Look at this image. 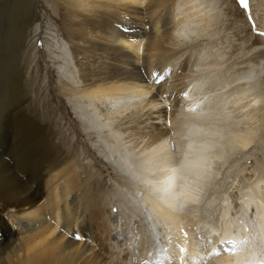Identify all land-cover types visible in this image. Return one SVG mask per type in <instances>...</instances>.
<instances>
[{
	"label": "bare ground",
	"instance_id": "6f19581e",
	"mask_svg": "<svg viewBox=\"0 0 264 264\" xmlns=\"http://www.w3.org/2000/svg\"><path fill=\"white\" fill-rule=\"evenodd\" d=\"M37 1L0 0V264H252L260 260L258 251L264 249V164L258 165L262 172L254 174L256 179L246 187L249 191L239 192L238 200L234 197L236 204L221 189L224 180L236 175L227 170L232 166H226L231 160L236 164L238 156L247 150L264 148L253 147L257 136L263 140L258 132L264 134V88L259 82L264 62L252 66L254 76L241 75L228 83H221L220 79L215 82L219 87H215L214 82L205 84L198 78L218 71L221 56L211 57L205 48L197 47L202 45L197 41L201 36L190 15L176 20L181 0H51L77 75L75 85L61 81V95L86 98L96 104L105 99L129 98L134 103L135 99L138 102L145 98L142 108L136 106L130 112L142 118L132 128L136 137L149 135L148 148L156 158L162 153L172 156L173 147L179 148L176 160L171 163V159L162 175L141 177L142 186L131 195L127 193L130 199L116 193L114 197L103 191L105 183L98 172L80 174L78 149L64 147L50 115L41 113L35 103L39 94L35 93V86L39 82L31 69L40 55L37 57L33 40L42 27L36 13ZM172 2L174 23L168 15ZM209 9L202 16L204 26L216 23L220 17L211 14L213 7ZM250 13L264 29L254 8ZM54 19L58 20L55 16ZM50 36L48 30L43 49L48 53L58 47L61 51L63 45L53 39L51 42ZM183 46L196 51L192 60L195 65L189 75L179 79L186 88L178 109H170L168 120L164 109L156 108L161 91L167 89L162 90L158 81L161 85L154 92L155 86L150 87L149 83H154V69L179 63L182 51L188 49L182 50ZM260 50L264 47L254 46L251 52ZM56 58L53 61L58 63ZM186 77L192 78L189 84L183 82ZM242 79H246L249 89L255 87L254 93L245 95V90L236 85ZM233 82L234 89L238 87L236 95L229 94L233 98L227 102ZM252 95L253 99L242 103ZM252 102L249 114L240 115L247 109L242 108ZM76 112L75 118L84 125L85 135L90 136V125H86L83 114ZM258 114L260 122L249 125L247 121ZM245 116L247 124L241 128V120L236 119L241 117L243 122ZM184 127L186 131L182 132ZM217 147L220 150H214ZM138 162L142 168V160ZM132 165L128 158L117 162L115 168L123 172L120 177L127 173L131 180L132 174H141L135 171V175ZM241 170L240 167L239 173ZM239 178L233 179L230 189ZM218 193V198L212 196ZM216 201L222 206L214 222L211 218ZM154 204L170 216V222L158 216ZM203 205L211 211L209 215L204 213ZM113 210L119 213L113 214ZM116 216L125 222L121 223L122 237L117 234ZM255 229L262 233L260 243ZM91 239L97 248H90L87 242ZM245 241L248 243H242Z\"/></svg>",
	"mask_w": 264,
	"mask_h": 264
},
{
	"label": "rangeland",
	"instance_id": "374dc122",
	"mask_svg": "<svg viewBox=\"0 0 264 264\" xmlns=\"http://www.w3.org/2000/svg\"><path fill=\"white\" fill-rule=\"evenodd\" d=\"M50 1L51 0H41V1L39 0L35 4V6H37L36 7V13L40 17L39 22L41 23V26H42L37 31V33H40V34L38 35V37L36 35L35 39L33 40V47L36 48L35 50L37 51V53H36L37 57L40 55L39 56L40 59L36 61L37 65L35 63V65L31 69V74L35 75L37 78V81L39 82L35 86V93H39L38 98L35 101V103L39 107L41 113H43L44 115H47V117H49V115H50L49 118H50V121L52 122V126L58 130V135L61 136L60 140L64 144V147L67 150L68 149L69 150H77L78 149L77 158L79 160V164L81 167L80 174H85L86 171L89 172L91 170H94L95 172L99 173L100 178L105 183V187H104L103 191L110 192L111 193L110 195L114 196V197H115V195H121L124 198L130 199L129 196L131 195V193H133V191H136L137 189H139V187L142 186L141 177H143V176H146V177L147 176L148 177H154L155 176L156 177L159 174L162 175L163 174L162 171L167 168V166L170 164L169 162H171V159H172L171 163H173L176 160L175 157L178 156L177 151L179 148L177 147V150H175L176 146L173 147L174 150L172 152V156L170 153H162L161 155H158V157L156 158L151 153L152 152L151 149L148 148V144H149L150 140L149 141H147V140L149 139V135L146 138L136 137V135L134 134L135 133L134 129H132V128L135 126H138L137 121L139 119H142V118H140L139 114L134 113V112L130 113V112L133 111V109L136 106L137 107L139 106L140 108H142V106L145 104V101H146L145 98H142V100L138 99L139 100L138 102L136 101L137 99H135L134 103L133 102L130 103L129 98H124V101L123 100L115 101L112 99H105V100L99 102L98 104H96L94 102H90L86 98H80L79 99V97H76V96L74 97L73 95H71L70 97L64 98L61 95V91H62L61 90L62 89L61 81H65L67 83L69 82L70 85H72V84L75 85V83L77 81V75L74 72L75 71L73 68L74 64L71 63V54H70L69 47H68L69 45L66 41V38L63 35V32L61 31L62 24H61V21H59L60 17L58 16L57 13L55 15L54 12L56 9H54V7L50 3ZM201 1H202V3L203 2H205V3L202 5ZM43 3H45L46 6H49L48 8L50 11L45 9L46 6ZM181 3H180V7H178V10H177L178 13L176 12L178 14L177 15L178 17L176 18V20H179L180 17H181V19H183L186 15H190L191 19H193L192 21L194 22V25L196 26V28L199 31V34L201 36L199 38V40H197V41H198V43H200L202 45L197 46V47L205 48L207 54H209V56H211V57L214 54H219L221 56V59L222 60L224 59L223 61L221 60L222 65L218 71H216L214 73L212 72L213 74L211 72H209V73L206 72V75L204 77L202 76V78L201 77L198 78L199 80H203V82L205 84H207L209 82H214L213 84L215 85V87H217L219 85L217 83L221 82L220 79L223 80L221 83H224V82L228 83V81L229 82L234 81V79L236 77H242L244 75L247 76L250 74L252 76L255 75L254 74L255 72L251 73V71H254V68H252V66L254 64L259 63V62H264V50H260L257 53H253V52H251V49L254 46H263L264 47V29L259 25V23L257 21H255L254 17L252 18L250 10L252 11L254 8L257 15L264 22V0H252V1L251 0H195V1L194 0H192V1L191 0L190 1L181 0ZM251 3L254 4V6ZM199 5H200V8H198L199 10H197L196 7ZM172 6H173V2L168 7V9H170L169 10L170 12L168 15L172 19L171 22L174 23V21H176V20H173L174 16H172L173 13H171ZM209 6L213 7V9H214V11L211 12V14H214L215 16H220V17L216 23H212L209 26H204L205 23L203 22L202 16L208 10H210ZM206 7H208V8H206ZM59 12H61V11L59 10ZM172 12H173V10H172ZM180 12L182 13L181 15L179 14ZM239 12H241V16H240ZM54 16L57 17L58 20H55ZM60 24H61V26H60ZM146 27H148L147 28V30H148L149 25L146 24ZM48 30L50 31L51 36L53 34L52 37L50 36L51 42H53L52 41V39H53L55 42L60 43L59 46L62 47V45H63V48L61 49L62 52L60 51V48H58V47L57 48L54 47L56 49V52H54V50H55L54 49L53 51H50L47 53V51L45 49H43L44 48V39L43 38H45V33L48 32ZM150 30H151V27H150ZM190 46L195 47V45L194 46L190 45ZM190 46H188V47L183 46L181 48L182 50H184L186 48H188V49L184 50L187 55L183 53L184 51H182L183 56L180 58L179 63L174 62L170 66L166 65L160 69H154L152 72V78H153L154 83H149L150 84L149 86L150 87H151V85L155 86L156 90L154 89V92L157 91V87L160 86L161 83L163 86L162 90L167 89L164 93H163V91H161V95L159 96V99L161 102L159 101L160 105L158 104L159 106H157L156 108H158V109L163 108L164 113L166 112L165 116L167 115L166 119H168V120H169L170 109L171 108H175V109L177 108L178 109L177 105L179 104L178 102L180 100V96L183 94L182 92L184 91V88H186V87H183L181 85V81L179 79L183 78L185 74L189 75L190 71L194 68V65H195V62L192 60H193V56H195V54H196V51L191 50V48H189ZM37 47L39 48V50H41V52L38 53ZM177 49H179V48H177ZM58 50H59V52H58ZM67 51H68V53H67ZM57 52L60 54H58ZM54 54H55V57L53 56ZM68 54H70V55H68ZM48 55H50V56H48ZM55 58L59 60L58 63L53 61V59H55ZM63 58H64V60H62ZM190 59H191V61L189 62ZM250 69H253V70L250 71ZM221 71H222V73H221ZM170 72H171V74H170ZM215 76H216V78L214 79ZM210 77H211V79H210ZM227 78L229 80H227ZM249 78H251V76H249ZM186 79H187V77H186ZM185 80L183 82L189 84V82H191L192 78L190 77L186 81ZM207 80H209V81H207ZM158 81L161 83H159ZM176 81H178V82H176ZM215 82H217V83H215ZM246 82H247L246 79L244 81H243V79L237 80L236 85L238 84V87L245 90V93H244L245 95H249V94L251 95L252 93L255 92L254 90H252L255 87L250 86L252 89H249V86L246 85ZM259 82H260V86L262 85V87L264 88V72H263L262 77H261ZM233 85H235V82H233V84H231V87L233 89L228 91L230 93L227 94V97L229 98V99H227V102L228 101L230 102V100L233 98L229 94L236 95L235 91L238 87H236V89H234ZM152 92H153V90H152ZM246 92H247V94H246ZM220 95H222V94H220ZM225 95H226V93H225ZM254 96L255 95H252L251 97L247 96V98L244 101H242V103H248V101L250 99H253ZM40 98H41V100H40ZM44 100H45V102H44ZM143 100H144V102H143ZM164 100H165V102H164ZM168 101H169V103H168ZM127 102L129 105L126 104ZM122 103L124 105H128L127 106L128 109L125 108L126 106L124 107V105L121 106ZM138 103H141V104H138ZM253 104H254L253 102H252V104L249 103V106L247 104L246 107L242 108V109L247 108V109H245V112H247V113H245V112H244L245 114L240 113V115L249 114V111H250L249 108L251 109V106ZM98 105H101V106H98ZM171 105L173 107H171ZM43 109H44V111H43ZM124 109H125V111H124ZM126 109H127V111H126ZM113 111H114V113H113ZM122 111L125 112V113L123 112L124 115H123ZM58 112H59V114H58ZM75 112L77 113V115L83 114V116L85 118L84 121H86V125H88V126L90 125L89 128L87 129L88 133L91 132L90 136L85 135L84 125L79 123L77 118H75L76 117L74 115ZM96 112H97V114H95ZM107 112H108V114H107ZM119 112H121L122 114L121 113L119 114ZM128 112L130 113V115L128 114ZM126 113L128 115H126ZM140 114L142 115L143 112H141ZM115 116H117V117L115 118ZM53 117H55V118H53ZM246 118H247V116H245V118H244L245 120H243V122H242L241 117L236 119V122L238 119L241 120L239 123V126L241 128H244L242 126L243 125L246 126V124L249 122H250L249 125L251 123L256 124V122L258 123V121L260 122L261 115L260 114L254 115V117H252L253 119H249L248 121ZM121 120H123V121H121ZM245 121H247V123ZM167 123L169 125L167 128H170L171 123H169V121H167ZM183 126L186 127L187 125L184 124ZM140 127H142V125H140ZM185 127L183 128L182 132L186 131ZM132 131H133V133H131ZM129 132H130V134H129ZM155 132H159V130H156ZM258 134H259V137H261L263 140H261L257 136L258 139L256 138V142L259 144H257L254 141L255 145L253 147L264 146V134L262 132L260 133V131L258 132ZM131 137H132V139H131ZM132 140H133V142H132ZM134 141L136 143H134ZM260 141H262L261 145H260ZM141 142H143V144ZM134 146L137 149H134L135 148ZM128 148L129 149L131 148V149L129 150ZM256 149H254L253 151L251 150L250 152H249V150H247V152L244 155L241 154L240 156H238V158L236 159L237 160L236 164H235V160L234 161L231 160L234 163H232L230 161L226 165L228 167L231 164L232 166H229L230 168L228 167L227 170L228 171L231 170L230 172L235 173L236 175L234 174L235 176L234 177L232 176L233 178L230 177L229 179L224 180V182L226 181V183L224 186L222 185L221 191L230 195V198H232L231 202L233 204H236V202L238 200V196H240V194L243 193V191L244 192L249 191V190H247L246 187L249 185V183H251L252 181H254L256 179V176H255L256 173L258 174V173L262 172V169L258 168L259 167L258 165H260L261 163L264 164V160H263L264 159V157H263L264 151L262 152V150L264 148L261 147V148H256ZM147 150H148V152H147ZM255 150H256V152H254ZM175 151H176V153H175ZM133 154H134V156H133ZM129 155H131V156H129ZM150 155H151V157H150ZM254 157L256 158L255 160H254ZM123 158L124 159L129 158L130 162L133 164L132 165V167H133L132 172L134 171V174H135V171H136V174H138L139 172H141V174H138L137 176H134L132 174L131 180L129 178L130 175H128L127 173H126V175L123 176V178L120 177L121 173L123 174V172L118 170L120 172L119 173L116 170L117 168H115V167H116L117 162L120 163L122 160H124ZM149 158L152 162H150ZM241 158H245V159L242 161H239L238 159H241ZM161 159H163V160L161 161ZM165 159H167V160H165ZM139 160H142L143 163L145 162L144 163L145 165L141 162V164L143 165L142 168L140 167V163L138 162ZM164 160L167 162H165ZM112 163H114V164H112ZM147 164H149V165H147ZM135 165L137 167H140L141 169L140 170H139V168L137 169V167ZM151 166L152 167L154 166V167L152 168ZM163 166H165V167H163ZM240 167L244 171L241 170V172L239 173L238 169ZM146 168H147V170H145ZM157 168H158V170H160V169H162V170L158 171ZM222 172H224V171L222 170ZM252 174L253 175L255 174V175L253 176ZM239 176H240V178H239ZM133 177L135 180L133 179ZM220 177H222V176H220ZM225 177H226V175H225ZM236 177L239 178L237 181V184L239 186H237V184L234 185L235 187L233 186V188L234 189L237 188L234 191L232 187L230 189V186L232 185V182L234 181L233 179ZM137 179L140 181H138ZM121 184H123V185H121ZM129 187H130V189H129ZM131 187H132V189H131ZM213 190H211L210 193L215 191V190L214 191ZM239 192H241V193L239 194ZM127 193L130 195H128ZM219 194L220 193H218L216 195L212 194V196H214V198H216ZM234 197L237 198V200ZM119 201H121V200H119ZM214 204H215L214 208L216 207V209L214 210L215 214H214V216H212L213 218H211V220H213L215 222L216 220H218L217 219L218 214H219L218 209L221 208L222 204L220 201H218V202L216 201L215 203H213V205ZM203 206H204L203 207L204 213L206 215H209L208 212H211V211H208L206 209L205 205H203ZM234 211H235V209H233V212ZM113 212H114L113 214L119 213V212H115V210H113ZM193 219H195V218H193ZM121 223L124 224L125 223L124 220L119 218V217L117 218V216H116V227H117L116 230L118 232L117 234H119V236L122 237L123 236L122 235L123 234L122 229L124 228V226L122 227ZM87 243L90 244V248H91V246L96 247L95 246L96 244L92 243V239L90 241H88ZM123 248H124V246L122 247V249ZM118 249H120V247H118ZM122 249H120V250H122Z\"/></svg>",
	"mask_w": 264,
	"mask_h": 264
},
{
	"label": "clouds",
	"instance_id": "9594fccd",
	"mask_svg": "<svg viewBox=\"0 0 264 264\" xmlns=\"http://www.w3.org/2000/svg\"><path fill=\"white\" fill-rule=\"evenodd\" d=\"M242 243H248V241ZM237 247H239V245H237ZM258 254L260 255L261 259L258 261L257 260L252 261V264H264V249L259 250Z\"/></svg>",
	"mask_w": 264,
	"mask_h": 264
},
{
	"label": "water",
	"instance_id": "95a60500",
	"mask_svg": "<svg viewBox=\"0 0 264 264\" xmlns=\"http://www.w3.org/2000/svg\"><path fill=\"white\" fill-rule=\"evenodd\" d=\"M245 3V2H244ZM214 150H220L219 149V147H217V148H215ZM202 169V168H201ZM180 179H181V177H180ZM257 233V234H256ZM262 233L258 230V229H255V235H256V240H258V242L260 243V239H261V237H263L262 235H261ZM259 236V237H258Z\"/></svg>",
	"mask_w": 264,
	"mask_h": 264
}]
</instances>
